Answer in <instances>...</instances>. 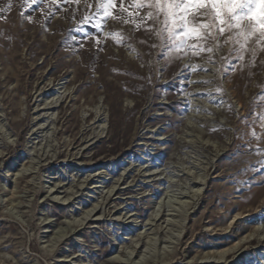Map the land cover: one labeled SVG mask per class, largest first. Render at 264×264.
Here are the masks:
<instances>
[{
  "label": "rangeland",
  "instance_id": "374dc122",
  "mask_svg": "<svg viewBox=\"0 0 264 264\" xmlns=\"http://www.w3.org/2000/svg\"><path fill=\"white\" fill-rule=\"evenodd\" d=\"M94 3L0 0V264H264V51Z\"/></svg>",
  "mask_w": 264,
  "mask_h": 264
},
{
  "label": "snow or ice",
  "instance_id": "6c2138e0",
  "mask_svg": "<svg viewBox=\"0 0 264 264\" xmlns=\"http://www.w3.org/2000/svg\"><path fill=\"white\" fill-rule=\"evenodd\" d=\"M23 2L31 8L40 0ZM51 2L59 6L61 3L79 4L81 0ZM117 4L119 12L114 14ZM87 6L93 7L92 4ZM94 7L97 15L102 13L101 20L111 18L147 34L155 32L161 38V46L167 45L169 51L174 47L177 52L190 51L194 56L211 54L215 47L209 45L215 43L218 46L224 40L238 53L233 56L236 62L233 71L242 66L245 53L256 51L253 45L264 51V0H95ZM4 11V8H0V13ZM82 23H93V16L85 15ZM94 27L99 29L102 24L94 23ZM76 30L82 29L77 27ZM151 47L155 48L156 45ZM253 135H256L255 131ZM245 147L264 156V149L259 146L255 149L251 145ZM260 164L264 168V161ZM261 212H264V208Z\"/></svg>",
  "mask_w": 264,
  "mask_h": 264
},
{
  "label": "bare ground",
  "instance_id": "6f19581e",
  "mask_svg": "<svg viewBox=\"0 0 264 264\" xmlns=\"http://www.w3.org/2000/svg\"><path fill=\"white\" fill-rule=\"evenodd\" d=\"M40 13V12H39ZM51 22V21H50ZM25 25V24H24ZM51 25V24H50ZM50 27V26H49ZM49 91V90H48ZM56 105L54 104V102H50V103H47V104H45L44 106H42L41 107V109L42 110H49V109H51V108H53V107H55ZM44 116H47V115H44V114H41V118L42 117H44ZM41 128V127H40ZM43 129V128H42ZM33 134L34 135H37L38 134V132H37V130H35L34 132H33ZM200 183V182H199ZM55 190H57V189H55ZM92 210L93 209H91L88 213H86L87 215L90 213V212H92ZM98 219V218H97ZM154 219V218H153ZM169 224H170V222H169ZM171 224H173V223H171ZM170 224V225H171ZM173 226V225H172ZM264 234V233H263ZM264 239V235H263V237H260V238H258V242H260L261 240H263ZM227 252H230V251H228V250H223L222 252H219L217 255H215V257H217V258H219V259H221V258H223L224 257V255L227 253ZM209 255V254H208ZM209 257V256H208ZM211 257H214V256H210L209 258H211ZM207 258V257H206ZM206 262V261H205Z\"/></svg>",
  "mask_w": 264,
  "mask_h": 264
}]
</instances>
